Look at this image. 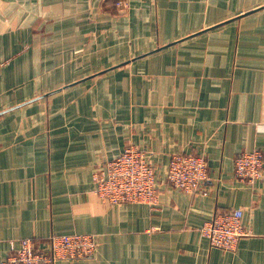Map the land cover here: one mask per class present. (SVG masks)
<instances>
[{"label":"crops","instance_id":"obj_1","mask_svg":"<svg viewBox=\"0 0 264 264\" xmlns=\"http://www.w3.org/2000/svg\"><path fill=\"white\" fill-rule=\"evenodd\" d=\"M151 152L158 206L108 205L94 173L126 146ZM264 0H0V264L23 238L92 233L95 254L58 264H264ZM202 153L207 194L166 182ZM240 208L235 251L200 235Z\"/></svg>","mask_w":264,"mask_h":264},{"label":"built area","instance_id":"obj_2","mask_svg":"<svg viewBox=\"0 0 264 264\" xmlns=\"http://www.w3.org/2000/svg\"><path fill=\"white\" fill-rule=\"evenodd\" d=\"M151 152L137 146H126L113 160L103 164L93 175L94 193L108 205L123 203L158 206L160 190ZM234 175L242 184L253 186L263 177L264 154L258 149L238 152L234 157ZM207 161L202 153H176L169 160L166 182L186 194H207ZM240 208L216 213L203 223L200 235L211 247L235 251L242 238L252 235L242 222ZM98 246V237L92 233L52 234L43 242L23 238L11 247L1 264H58L92 257Z\"/></svg>","mask_w":264,"mask_h":264}]
</instances>
